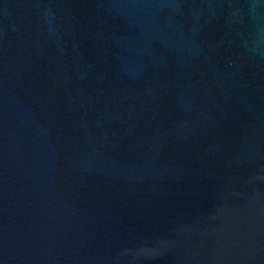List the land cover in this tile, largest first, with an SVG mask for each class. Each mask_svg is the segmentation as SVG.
Segmentation results:
<instances>
[{
	"label": "water",
	"instance_id": "obj_1",
	"mask_svg": "<svg viewBox=\"0 0 264 264\" xmlns=\"http://www.w3.org/2000/svg\"><path fill=\"white\" fill-rule=\"evenodd\" d=\"M0 264H264V0H0Z\"/></svg>",
	"mask_w": 264,
	"mask_h": 264
}]
</instances>
